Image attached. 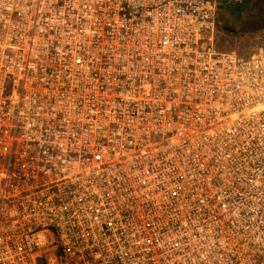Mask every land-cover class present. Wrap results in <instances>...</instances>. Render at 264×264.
I'll return each instance as SVG.
<instances>
[{
	"label": "built area",
	"instance_id": "2783aa9c",
	"mask_svg": "<svg viewBox=\"0 0 264 264\" xmlns=\"http://www.w3.org/2000/svg\"><path fill=\"white\" fill-rule=\"evenodd\" d=\"M240 1L0 0V264H264Z\"/></svg>",
	"mask_w": 264,
	"mask_h": 264
},
{
	"label": "rangeland",
	"instance_id": "374dc122",
	"mask_svg": "<svg viewBox=\"0 0 264 264\" xmlns=\"http://www.w3.org/2000/svg\"><path fill=\"white\" fill-rule=\"evenodd\" d=\"M215 46L249 55L264 51V0H249L237 18L228 10H218L215 18Z\"/></svg>",
	"mask_w": 264,
	"mask_h": 264
},
{
	"label": "trees",
	"instance_id": "16d2710c",
	"mask_svg": "<svg viewBox=\"0 0 264 264\" xmlns=\"http://www.w3.org/2000/svg\"><path fill=\"white\" fill-rule=\"evenodd\" d=\"M249 0H241L239 3H237L233 8H220V10H228V11H230L231 13H232V11H234V10H237V11H239V10H241V9H243L245 6H246V4H247V2H248Z\"/></svg>",
	"mask_w": 264,
	"mask_h": 264
},
{
	"label": "water",
	"instance_id": "95a60500",
	"mask_svg": "<svg viewBox=\"0 0 264 264\" xmlns=\"http://www.w3.org/2000/svg\"><path fill=\"white\" fill-rule=\"evenodd\" d=\"M232 14H233V17H234V18H237L238 11H237V10H234V11H232Z\"/></svg>",
	"mask_w": 264,
	"mask_h": 264
}]
</instances>
